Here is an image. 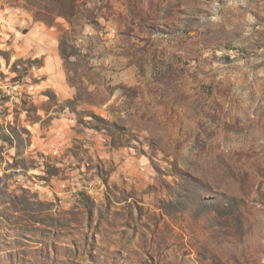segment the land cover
I'll return each instance as SVG.
<instances>
[{"label":"rangeland","instance_id":"374dc122","mask_svg":"<svg viewBox=\"0 0 264 264\" xmlns=\"http://www.w3.org/2000/svg\"><path fill=\"white\" fill-rule=\"evenodd\" d=\"M0 264H264V0H0Z\"/></svg>","mask_w":264,"mask_h":264}]
</instances>
